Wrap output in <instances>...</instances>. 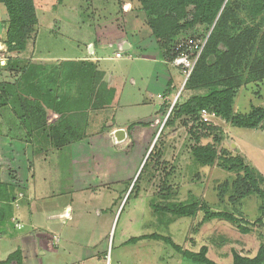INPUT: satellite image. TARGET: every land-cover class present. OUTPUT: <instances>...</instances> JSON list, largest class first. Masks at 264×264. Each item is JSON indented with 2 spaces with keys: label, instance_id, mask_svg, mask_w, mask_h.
I'll use <instances>...</instances> for the list:
<instances>
[{
  "label": "rangeland",
  "instance_id": "1",
  "mask_svg": "<svg viewBox=\"0 0 264 264\" xmlns=\"http://www.w3.org/2000/svg\"><path fill=\"white\" fill-rule=\"evenodd\" d=\"M35 2L38 15L43 14V24L48 23L49 26H43L42 31L41 27L35 29L26 53L20 57L32 59L34 50L37 55L49 59L79 55V40L70 25L86 34L97 27L105 33L121 29H127V33L133 36L136 33H130L128 28L131 26H95L98 20L102 23H140V26L133 27L144 33V47L133 48L130 54L123 53V59L115 60L118 48L113 42L110 41L113 43L110 46L104 43L102 50L97 46L99 55L105 59L101 68L108 76L116 80L123 73L127 79L121 106L92 112L86 139L80 142L61 150L35 142L25 143L26 138L19 131L14 114L0 111L2 130L10 137L9 140L3 139L7 136L0 138V177L14 189L13 206L18 218L14 225L19 230L23 228L20 224L25 226L21 232L10 226L9 229L12 234L20 233L29 238L21 243L25 255H28L29 247H34L36 240L39 245L38 264H83L76 257L87 255L91 264H193L182 260L170 247L161 243L126 245L132 238L160 234L191 252L198 253L202 247H207V257L216 264H233L234 251L245 257H255L264 243V226L256 224L262 217L261 199L255 194L238 199L233 189L221 200L220 187L228 182L232 185L236 175L217 166L199 164L192 150L196 146H213L220 154L223 150L233 156L240 154L264 176V129L234 128L217 116L211 117L209 122L202 117L198 122L179 121L175 128L164 129L168 114L165 116L160 110H170L176 99L177 102H185L192 96L207 94L208 90H186L188 78L184 67L180 66L177 67L180 74L170 69L178 85L176 92L166 98L167 94L162 92L166 80L161 77L159 85L157 81L152 82L153 76H161V71H156V62L140 61L145 60L144 57H153V52L157 51L156 55L160 54L165 62L173 64L172 58L182 57L184 53L195 67L209 37L206 28L197 27L181 34L173 43L169 56H165L151 29L141 24V19L145 24L147 21L138 0ZM0 7L6 10L2 4ZM4 16L0 11L1 42L6 34V27L1 25ZM138 17H141L139 21ZM242 18H245L244 14ZM48 27L50 29H44ZM191 38L198 42L199 49L191 50L186 45L185 40ZM129 56L132 59H128ZM5 68L0 80L14 84L21 73ZM84 81L86 78L80 77V83ZM100 84L96 79V90ZM115 84L120 85L118 80ZM150 84L153 90L148 92ZM157 91L158 95L154 94ZM254 107L264 108V80L247 84L236 92L235 113L246 114ZM145 123L152 124L144 127ZM119 124L124 126V130H129V135L125 141L117 143L112 133ZM146 158L148 167L136 183L143 164L147 163ZM169 192L170 197L166 198ZM190 202L206 204L212 212H228L245 220L251 233L242 234L235 225L223 220H212L199 227L204 212H199L194 219L177 218L157 214L153 206ZM4 236L0 238V259L5 261L20 242ZM52 242L55 246L60 245L59 249L56 248L59 252L49 246L53 245ZM42 252L47 255H42Z\"/></svg>",
  "mask_w": 264,
  "mask_h": 264
},
{
  "label": "trees",
  "instance_id": "2",
  "mask_svg": "<svg viewBox=\"0 0 264 264\" xmlns=\"http://www.w3.org/2000/svg\"><path fill=\"white\" fill-rule=\"evenodd\" d=\"M138 1L147 25L165 56H169L173 43L184 32L199 27L206 28L209 33L207 43L185 84L186 90L207 89L208 93L192 96L185 102L176 101L172 110L170 108L171 111L169 108L160 110L165 116L168 114L164 129L175 128L179 121L198 122L202 111L215 114L234 128L264 129L263 107H254L246 114L235 113L233 108L239 89L264 80V0ZM0 4L5 7L8 15L3 38L9 55L6 68L21 73L14 84L0 80V111L14 114L19 131L27 139L25 143L35 142L37 145L44 144L61 150L86 139L90 114L111 107L115 94L102 83L96 90L94 83L99 74L95 70L90 72L89 69L77 72L78 63L73 64L74 67L68 74L66 63L69 62H65V67L63 63H57L58 66L49 70L44 64L21 59L20 56L26 52L28 42L38 25L37 4L35 0H0ZM242 14L245 18H242ZM80 65L84 67L92 64L82 62ZM80 77L86 78L83 82L85 85L80 83ZM98 81L101 79H97V84ZM2 126L0 121V137L7 136L6 139H10ZM126 131L129 132L128 129ZM192 155L203 166H217L236 175L232 185L228 182L220 187L221 200L233 189L238 199L257 195L262 201V217L256 224L264 226V176L245 157L240 154L233 156L224 150L220 154L213 146H196ZM151 156L152 153L148 160ZM148 160L136 183L147 169ZM13 190L12 184L3 182L0 177V229L15 219ZM169 197L170 192L166 198ZM232 200L235 201L234 198ZM153 206L157 214H169L177 218L194 219L199 212H204L205 216L199 227L212 220H223L235 225L242 234L251 233L245 220L228 212H212L206 204L190 202ZM150 242L170 247L186 262L216 264L207 257V247H202L198 253L191 252L177 245L170 237L160 234L132 238L126 245ZM13 262L22 264L20 250L9 255L5 261L0 260V264ZM233 264H264V243L253 258L234 251Z\"/></svg>",
  "mask_w": 264,
  "mask_h": 264
},
{
  "label": "crops",
  "instance_id": "3",
  "mask_svg": "<svg viewBox=\"0 0 264 264\" xmlns=\"http://www.w3.org/2000/svg\"><path fill=\"white\" fill-rule=\"evenodd\" d=\"M0 11H1V15H5L4 16V22L1 24L5 28L6 27L5 24H6V22H8V15H7V12H5L6 10H4L1 7H0ZM41 15L43 16V14H41ZM41 15L39 16L37 13L38 25H37L36 29L41 27V31H42L43 26H49V24L48 23L43 24V22L41 20ZM48 18H51V15H49ZM140 18L141 17H138L137 20L139 21ZM141 24L143 26H148L147 24H145L144 21H142V19H141ZM67 26H69V25H67ZM70 26H71V30L74 32V35L77 36V38L79 40V43L77 44V50L79 51V55H77L75 57H68V58L67 57H61L59 59L58 58L49 59L47 57L37 55V51L34 50V54H33L34 56L32 59H27L24 57H21V59L30 60L32 62H38V63L44 64L46 68H48V67L50 68L49 70H51L55 66H58L57 64H54L55 62H58V64L63 63V67H65L64 66L65 62H69V63H66L67 64L66 67H68V72H67L68 74H70L71 70L73 69V67H74L73 64H76V63H78L79 68L81 67L83 70H85L86 68H89L90 72H93L92 70H95L99 74V77L97 79H101L100 82L102 83L104 78H106L104 81L105 85H107L108 89H112L111 91H113V93L115 94L114 95V101H113L111 107L115 108L116 105L121 106L122 96L124 95V88H125L124 85H125L127 78L122 73L116 77V80L119 81L120 85L115 84V82H116L115 78L108 76L107 72H105L101 68V64H102V62H104L105 59H102L101 55H99V53L97 51V46L99 45V49L102 50L105 47L104 43L108 44V46H110L114 43V47L118 48V50L116 49L115 56L117 57V54L120 53V54H122L121 59H123L124 58L123 53L124 54H128V53L130 54L132 52L133 48H139V47L143 48L144 47V45H142V43H143L142 40H144V37H143L144 33L133 27V26H140V23H138V22H136V23H133V22L129 23L128 22L127 24L126 23H123V24L105 23V22L102 23L101 21L98 20L97 25H95V26H131L128 29L130 30V33H133V31L136 32L134 35L135 37L133 36V34L130 35L129 33H127V29H126V31H125V29L124 30L121 29L120 31H117V32L105 33L106 31H103V29L101 30L100 28L97 27L96 29H94L91 32H89L88 34H86V33H83L81 29H77V27H74V25H70ZM44 29L48 30V29H50V27L44 28ZM93 35H94L95 39L92 37ZM40 36L43 37V33H41ZM41 38H39V39L41 40ZM39 39H37V41H39ZM110 41L113 43H111ZM94 42H96V43H94ZM123 47H124V49H123ZM35 48H36V45H35ZM156 54H157V51H154L153 55H152L153 57H144L145 60H140V61H142L144 63L156 62V71H158V72L161 71L159 73V74H161V76H160V78L159 77L155 78V76H153L152 82L157 81V84L159 85L161 77L164 78L162 80H166V82L164 84V89L162 90V92H164V94H167V96H166V98H167V97L171 96L173 94V92H176L175 88H177V85H178V82H177V85L175 84V81H174L173 77L171 76L170 69L177 70L178 73H179V70L176 66H173L172 62L169 64L163 60V58L160 54H158V55H156ZM116 57L114 58L115 60H120ZM127 58L132 59V57H130V56ZM82 62L86 63V64L89 63L92 65L91 66L85 65L83 67L82 65H80ZM79 68H78V70L82 71ZM102 76H104V77H102ZM178 80H180V79H178ZM104 83H102V84H104ZM85 84L86 83H83V85H85ZM132 86H134V84H132ZM151 89L153 90V86H151V84H150V87H148V92H150ZM156 93H158V91L154 92V94H156ZM156 95H158V94H156ZM109 108L110 107H107L103 110H106ZM93 113H97V111H94ZM145 124H147V123H145ZM118 127H119L118 129H123L122 127H124V126L119 124ZM115 131L116 130H114V132ZM126 133H127V131H126ZM127 137H128V133H127ZM0 138H3V137H0ZM3 139H6V138H3ZM6 140H9V138ZM65 208H66V210L69 209V207H65ZM47 210L48 209H46V211ZM32 218H33V216L31 215V219ZM17 219L18 218L15 215V219L13 220L12 223H10L9 225L2 227L0 229V238L3 237V235L5 234L4 238L11 237V238H9V240H11V241L16 240V241L20 242L19 247L15 251H17V250L21 251V253H22V264H38L37 257L39 255V245L36 244V240L34 242V247L33 248L29 247L27 249L28 255H25V252H24L25 249L22 247L21 243H22V240L29 239V238L25 237V235H22L20 233L19 234H16V233L12 234L10 229H9V226H10L19 232L24 230V227H25L24 225L20 224V226L23 227L21 230L16 228V225H14V223H16ZM5 228H7V229H5ZM49 240H51V239H49ZM53 243L54 242H52V244ZM59 244H61V241ZM59 244H56V246H55V244L49 245V246H53V250H55L56 248L59 249V246H60ZM57 251L59 252V250H57ZM57 251H55V253H54V255H56V256L58 255ZM14 252H11L10 254H8V256ZM48 252H49V254H51V252L49 251V248H48ZM43 253H44V256L47 255L46 252H42V255H43ZM8 256L5 258V260L8 258ZM76 259L79 262H83V264H91L90 260L88 259V255L86 257H82V258L76 257ZM0 260L4 261L2 259H0Z\"/></svg>",
  "mask_w": 264,
  "mask_h": 264
},
{
  "label": "built area",
  "instance_id": "4",
  "mask_svg": "<svg viewBox=\"0 0 264 264\" xmlns=\"http://www.w3.org/2000/svg\"><path fill=\"white\" fill-rule=\"evenodd\" d=\"M185 43L191 50L199 49L198 42L193 38L186 39ZM116 58L121 59L122 54L120 53L117 54ZM8 61H9L8 48L0 40V76L2 74V69L7 66ZM173 66L184 67L187 78H189L194 68V64H191L190 61L188 60V55H185L184 53H182V57H177L174 59ZM201 117L202 119H204L205 122H209L211 117H215V114H211L208 111H202Z\"/></svg>",
  "mask_w": 264,
  "mask_h": 264
},
{
  "label": "water",
  "instance_id": "5",
  "mask_svg": "<svg viewBox=\"0 0 264 264\" xmlns=\"http://www.w3.org/2000/svg\"><path fill=\"white\" fill-rule=\"evenodd\" d=\"M123 49H124V47H123ZM186 81H187V79H186ZM185 84H186V82H185ZM176 101H177V99L175 100V103H176ZM173 106H174V104H173ZM172 106V107H173ZM171 110H172V108H171ZM170 110V111H171ZM164 126V125H163ZM163 126H162V128H163ZM112 137H113V139L115 140V141H118L119 143L120 142H123V141H125L126 140V138H127V133H126V131L124 130V129H118V130H116L115 132H113V134H112ZM156 141V140H155ZM152 149H153V147H152ZM150 152H151V150H150ZM147 158H148V156H147ZM147 158H146V160H147ZM146 162V161H145ZM145 164V163H144ZM144 164H143V166H144Z\"/></svg>",
  "mask_w": 264,
  "mask_h": 264
},
{
  "label": "bare ground",
  "instance_id": "6",
  "mask_svg": "<svg viewBox=\"0 0 264 264\" xmlns=\"http://www.w3.org/2000/svg\"><path fill=\"white\" fill-rule=\"evenodd\" d=\"M117 143H119L118 141H116Z\"/></svg>",
  "mask_w": 264,
  "mask_h": 264
}]
</instances>
